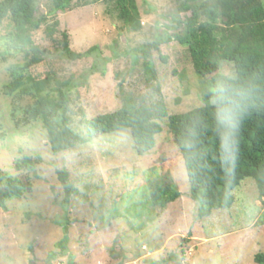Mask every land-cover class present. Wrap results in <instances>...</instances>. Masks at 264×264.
Listing matches in <instances>:
<instances>
[{"label": "rangeland", "instance_id": "374dc122", "mask_svg": "<svg viewBox=\"0 0 264 264\" xmlns=\"http://www.w3.org/2000/svg\"><path fill=\"white\" fill-rule=\"evenodd\" d=\"M136 1L142 21V30L137 33L123 26L115 2L73 5L56 15L60 24L56 40L67 32L73 51L83 53L97 46L105 61V75L89 76L86 84L70 95L72 127L79 132H84L85 119L119 109L123 104L120 91L155 103L154 109L161 103L165 118L203 104L202 79L187 49L177 40L169 41L180 31L175 26L177 3ZM37 5L39 13H49V0H38ZM12 32L5 22L0 31V53ZM33 39L48 54L31 70L35 78L51 73L63 80H83L93 64L91 57L65 60L60 47L46 37L44 27ZM155 42L161 43V56L166 59L150 51L161 98L153 94V85L146 81L145 57L140 52L142 46ZM135 51L137 64L132 67L129 55ZM22 62L21 56L0 60V124L8 135L0 141V169L28 181L27 173L14 167L21 150L33 158L40 155L42 163L37 167L39 177L31 176L32 191L10 202L8 211L0 209V264H257L256 256L264 254V206L253 179H245L234 190L232 208L215 210L212 216L200 219L197 203L189 196L183 159L166 131L167 119L148 155H138L130 130L108 133L90 144L54 155L42 126L23 124L20 109L32 104L33 99H13L2 93L3 85L10 81L8 68ZM222 71L232 75L234 69L224 64ZM57 170L68 171L77 190L67 210L57 204L64 198ZM163 173L182 194L166 209L152 207L149 197L150 182ZM65 218L71 224L64 247L61 224Z\"/></svg>", "mask_w": 264, "mask_h": 264}, {"label": "trees", "instance_id": "16d2710c", "mask_svg": "<svg viewBox=\"0 0 264 264\" xmlns=\"http://www.w3.org/2000/svg\"><path fill=\"white\" fill-rule=\"evenodd\" d=\"M49 1V13L41 14L38 0H0V31L5 22L13 29L4 52L0 53V60L6 62L13 56L23 58L22 63L8 68L10 81L3 85L2 93L13 99H33L32 104L20 109L23 124L41 125L54 155L120 130H130L138 155H148L163 133V122L167 119L166 131L183 159L189 196L197 203L200 219L212 216L215 210L232 208L235 203L233 192L247 178L255 181L264 206V0H175L178 5L175 26L181 32L169 41L177 40L187 49L195 72L202 79V106L165 118L161 103L154 109L155 103L139 101L126 91H120L122 106L114 112L85 119L82 122L84 132L72 127L70 95L74 89L84 86L89 76L105 75V61L97 46L83 53L73 51L67 32H62L61 39L56 40L54 35L59 32L60 25L56 15L70 10L73 5L115 2L123 26L137 33L142 30L141 13L136 0ZM42 27L46 37L60 47L65 60L93 58L83 80L81 77L63 80L51 73L45 78H35L31 74V70L42 64L48 55L47 50L33 39ZM160 44H147L140 52L145 57L146 81L153 85V94L161 98L157 69L150 60V51L155 50L166 61L161 56ZM137 55L136 51L129 55L132 67L137 64ZM224 64L233 66L232 75L222 71ZM155 81L156 85L153 84ZM11 116L15 122L14 112ZM7 137L0 124V141ZM21 154L14 167L27 173L28 181L0 169V209L4 211H8L10 202L32 191L31 176L39 177L37 167L42 163V157L36 155L33 158L22 150ZM57 176L64 190V198L62 202L57 200V204L67 210L77 190L68 171L57 170ZM181 196L166 173L150 182L152 207L166 209ZM70 224L69 218L61 224L64 247ZM255 261L264 264V254L259 253Z\"/></svg>", "mask_w": 264, "mask_h": 264}]
</instances>
